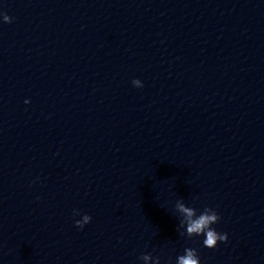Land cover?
<instances>
[{
  "label": "water",
  "instance_id": "water-1",
  "mask_svg": "<svg viewBox=\"0 0 264 264\" xmlns=\"http://www.w3.org/2000/svg\"><path fill=\"white\" fill-rule=\"evenodd\" d=\"M185 248L264 264V0H0V264Z\"/></svg>",
  "mask_w": 264,
  "mask_h": 264
},
{
  "label": "clouds",
  "instance_id": "clouds-1",
  "mask_svg": "<svg viewBox=\"0 0 264 264\" xmlns=\"http://www.w3.org/2000/svg\"><path fill=\"white\" fill-rule=\"evenodd\" d=\"M3 20L6 23H11L12 18L8 15H3ZM133 85L137 88L143 87L142 82L139 79H134L132 81ZM29 102V101H28ZM178 211L185 216V221L179 222V227L177 231L180 235H185V231L181 232L180 228L186 229V235L188 238L194 236L203 235L205 239L203 240V245L209 249L215 248L218 242H226L228 236L226 233H218L212 225L219 222L221 219L217 212L209 207H205L203 211L198 215L197 210L194 207L185 206L184 203H177L176 205ZM80 214L78 211L74 212V215ZM91 221L89 215H83V221L77 220L76 226L83 229V227ZM150 254L141 255L140 259L143 261H148L151 259ZM157 257V261H159ZM176 264H201L197 250L193 248H185L184 254L177 257Z\"/></svg>",
  "mask_w": 264,
  "mask_h": 264
}]
</instances>
